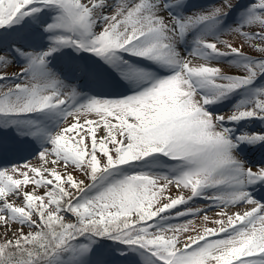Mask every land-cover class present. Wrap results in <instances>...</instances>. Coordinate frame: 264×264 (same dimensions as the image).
I'll use <instances>...</instances> for the list:
<instances>
[{"label":"snow or ice","instance_id":"obj_1","mask_svg":"<svg viewBox=\"0 0 264 264\" xmlns=\"http://www.w3.org/2000/svg\"><path fill=\"white\" fill-rule=\"evenodd\" d=\"M0 264H264V0H0Z\"/></svg>","mask_w":264,"mask_h":264},{"label":"rangeland","instance_id":"obj_2","mask_svg":"<svg viewBox=\"0 0 264 264\" xmlns=\"http://www.w3.org/2000/svg\"><path fill=\"white\" fill-rule=\"evenodd\" d=\"M226 70H227V69H226ZM9 71H10V72H11V71H14V69H9ZM117 91L120 92V93H124V92H125V89H124V88H119V89H117ZM28 158H31V157H28ZM21 162H22V161H21ZM173 194H175V193L173 192ZM209 215L212 216L213 214L210 212ZM196 224H197V226L202 225V220H200V219L196 220ZM209 226H212V225H209Z\"/></svg>","mask_w":264,"mask_h":264}]
</instances>
